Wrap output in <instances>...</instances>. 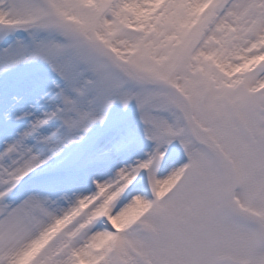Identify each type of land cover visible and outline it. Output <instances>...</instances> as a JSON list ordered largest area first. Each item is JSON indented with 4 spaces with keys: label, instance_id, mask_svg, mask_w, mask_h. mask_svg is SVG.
Segmentation results:
<instances>
[{
    "label": "snow or ice",
    "instance_id": "1",
    "mask_svg": "<svg viewBox=\"0 0 264 264\" xmlns=\"http://www.w3.org/2000/svg\"><path fill=\"white\" fill-rule=\"evenodd\" d=\"M0 264H264V0H0Z\"/></svg>",
    "mask_w": 264,
    "mask_h": 264
}]
</instances>
